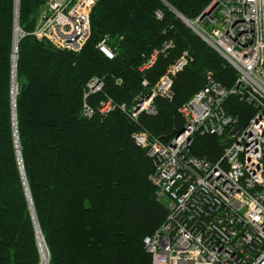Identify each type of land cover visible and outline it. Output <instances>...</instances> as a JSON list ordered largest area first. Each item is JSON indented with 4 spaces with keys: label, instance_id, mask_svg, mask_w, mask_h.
Returning <instances> with one entry per match:
<instances>
[{
    "label": "trees",
    "instance_id": "obj_1",
    "mask_svg": "<svg viewBox=\"0 0 264 264\" xmlns=\"http://www.w3.org/2000/svg\"><path fill=\"white\" fill-rule=\"evenodd\" d=\"M211 1L98 0L78 52L33 35L46 0L18 1L17 136L50 264H151L143 239L164 223L168 208L149 179L153 160L134 133L166 142L182 129L180 107L209 73L233 86L236 69L178 16L193 21ZM14 26L15 0H0V264H39L12 121ZM102 41L111 58L99 49ZM184 54L171 96L156 95L155 112L133 118L136 101ZM92 79L102 82L94 92L87 87ZM107 99L116 108L101 113ZM224 107L242 122L252 113L233 95ZM221 152L219 137L195 134L192 155L215 161Z\"/></svg>",
    "mask_w": 264,
    "mask_h": 264
},
{
    "label": "built area",
    "instance_id": "obj_2",
    "mask_svg": "<svg viewBox=\"0 0 264 264\" xmlns=\"http://www.w3.org/2000/svg\"><path fill=\"white\" fill-rule=\"evenodd\" d=\"M97 1L46 0L33 35L78 52L90 35V12ZM203 13L190 21L192 26L237 76L226 89L209 73L204 87L180 107L181 131L166 142L145 131L134 133L153 160L149 179L168 208L164 223L143 243L151 264H264V0H212ZM98 47L113 56L104 41ZM186 63L184 54L170 65L136 101L131 116L154 113L153 97L171 96L173 76ZM87 87L94 92L102 82L92 79ZM230 95L251 107L245 122L225 109ZM115 108L107 99L99 111ZM197 133L219 137L217 160L191 154ZM43 253L39 264H50L49 253Z\"/></svg>",
    "mask_w": 264,
    "mask_h": 264
},
{
    "label": "rangeland",
    "instance_id": "obj_3",
    "mask_svg": "<svg viewBox=\"0 0 264 264\" xmlns=\"http://www.w3.org/2000/svg\"><path fill=\"white\" fill-rule=\"evenodd\" d=\"M16 10H18V6H17L16 0H15V26H14V33H15V29H16ZM179 15H181V14L178 13V16ZM183 18H185V17H183ZM17 29H18V24H17ZM14 45H15V43L13 41V50H12V96H11L12 97V121H13V129H14V119H15V124H16V115H14V113H13V109L15 111V104H13V88H14V86H13V73H14V62L17 60V56L15 55V57H14V53H15L14 52ZM15 71H16V68H15ZM14 103H15V97H14ZM16 129H17V126H16ZM14 138H15V132H14ZM15 147H16V153H17V158H18V149H17V144L16 143H15ZM19 151H20V148H19ZM20 155H21V153H20ZM18 165H19V170H20V174H21V178H22V183L24 185V190H25L26 198H27V201H28L30 215H31V218H32V221H33V225H34V231H35V235H36V240H37L38 248H39V251H40V256H41V254L42 255L44 254L43 252L48 253V249L46 247V244H45V241H44V238H43V235H42V232H41V229H40L39 225H38L39 233L37 232V229H36V223H35V218H34L36 216V212H35L34 206L33 207L31 206V201H30L31 195H30V191H29V186H28V183H27V179H26V175H25L24 168L21 167V165H20L19 158H18ZM36 220H37V217H36ZM39 235L41 236V242L39 240Z\"/></svg>",
    "mask_w": 264,
    "mask_h": 264
},
{
    "label": "water",
    "instance_id": "obj_4",
    "mask_svg": "<svg viewBox=\"0 0 264 264\" xmlns=\"http://www.w3.org/2000/svg\"><path fill=\"white\" fill-rule=\"evenodd\" d=\"M16 4H17V6H18V0H16ZM17 9V8H16ZM17 14H18V10H16V28H17ZM204 15V13H202L201 15H200V17H202ZM179 17L188 25V26H190L195 32H197L196 31V29L194 28V26H192V24H191V22L189 21V20H187V19H185V18H183L181 15H179ZM198 33V32H197ZM199 34V33H198ZM15 35V34H14ZM14 43H15V40H14ZM17 45V42L15 43V49H14V52L16 53L15 55L17 56V51H16V46ZM16 61L14 62V73H13V86L15 87V94H16V88H17V83H16V80H15V68H16ZM15 94H13V104H15L14 103V97H15ZM13 113H14V115H15V111H14V109H13ZM181 130H179L178 132H180ZM14 132H15V143L17 144V149H18V158H19V162H20V165H21V167H23V164H22V159H21V155H20V151H19V144H18V137H17V129H16V124H15V119H14ZM177 132H175V131H173V132H171L169 135H167V136H165V139L166 140H169L173 135H175ZM28 191V190H27ZM31 198V197H30ZM29 198V199H30ZM30 201H31V199H30ZM32 206V205H31ZM33 207V206H32ZM35 218V223H36V229H37V232L39 233V229H38V223H37V220H36V216L34 217ZM40 236V235H39ZM41 237V236H40Z\"/></svg>",
    "mask_w": 264,
    "mask_h": 264
},
{
    "label": "bare ground",
    "instance_id": "obj_5",
    "mask_svg": "<svg viewBox=\"0 0 264 264\" xmlns=\"http://www.w3.org/2000/svg\"><path fill=\"white\" fill-rule=\"evenodd\" d=\"M17 42V28L15 30V43ZM17 46V45H16ZM15 49V46H14ZM14 57H15V53H14ZM15 60V59H14ZM15 90V87L13 88V91ZM13 94H15V92H13ZM31 205H32V201H31ZM33 206V205H32ZM39 240L41 242V237L39 236Z\"/></svg>",
    "mask_w": 264,
    "mask_h": 264
},
{
    "label": "flooded vegetation",
    "instance_id": "obj_6",
    "mask_svg": "<svg viewBox=\"0 0 264 264\" xmlns=\"http://www.w3.org/2000/svg\"><path fill=\"white\" fill-rule=\"evenodd\" d=\"M203 13V12H202Z\"/></svg>",
    "mask_w": 264,
    "mask_h": 264
}]
</instances>
